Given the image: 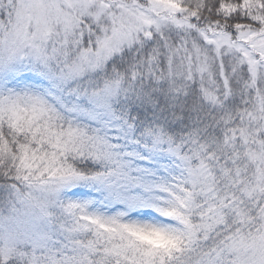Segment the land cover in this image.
<instances>
[{
  "label": "snow or ice",
  "instance_id": "snow-or-ice-1",
  "mask_svg": "<svg viewBox=\"0 0 264 264\" xmlns=\"http://www.w3.org/2000/svg\"><path fill=\"white\" fill-rule=\"evenodd\" d=\"M0 264H264V0H0Z\"/></svg>",
  "mask_w": 264,
  "mask_h": 264
}]
</instances>
